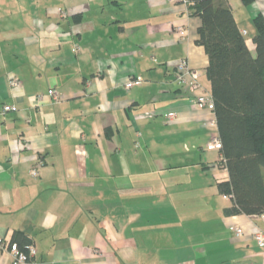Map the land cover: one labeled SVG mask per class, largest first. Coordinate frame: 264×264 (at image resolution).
<instances>
[{
  "label": "crops",
  "instance_id": "1",
  "mask_svg": "<svg viewBox=\"0 0 264 264\" xmlns=\"http://www.w3.org/2000/svg\"><path fill=\"white\" fill-rule=\"evenodd\" d=\"M227 2L254 52L264 0ZM199 25L168 0H0V241L17 230L37 250L19 264H264V214L223 212L214 111L174 78L185 59L211 94ZM50 88L61 99L36 105Z\"/></svg>",
  "mask_w": 264,
  "mask_h": 264
},
{
  "label": "trees",
  "instance_id": "2",
  "mask_svg": "<svg viewBox=\"0 0 264 264\" xmlns=\"http://www.w3.org/2000/svg\"><path fill=\"white\" fill-rule=\"evenodd\" d=\"M187 6L200 18L195 42L208 56L206 77L221 143L216 165L228 171L217 189L232 199L223 212L264 214V15L252 18V52L227 0H188ZM12 243L25 250L31 241L16 230L6 245Z\"/></svg>",
  "mask_w": 264,
  "mask_h": 264
},
{
  "label": "built area",
  "instance_id": "3",
  "mask_svg": "<svg viewBox=\"0 0 264 264\" xmlns=\"http://www.w3.org/2000/svg\"><path fill=\"white\" fill-rule=\"evenodd\" d=\"M169 2H181L184 4L188 3V0H168ZM177 31L183 33L182 27H177ZM241 34L245 37L247 32L245 30L241 31ZM75 50L78 48H74ZM174 78L175 80L181 85L186 88H188L191 91L199 90L201 93L196 96V104L200 107H205L208 109H213V98L212 95L206 91L203 90L202 84L199 81L200 71L196 68L191 67L187 60L185 59H179L174 64ZM142 80L139 77H130L125 83L124 86L126 88H130L133 85L141 84ZM9 84L11 86H18L20 84V80L16 78L15 76L10 77ZM47 97L50 101L58 102L61 99V94L58 90L54 88H50L47 90L45 94H38L35 96L36 98V105L41 103V100ZM16 110V107L12 104H4L2 106V112L6 111H14ZM174 113L173 112H167L166 118L168 120L173 119ZM214 124V122H213ZM220 140L218 137H212L209 142L207 143L208 149H219L220 148ZM43 164V161L39 158L37 159V162L34 167L31 168V175L36 176L38 173V167ZM234 234L236 236L242 235V229L241 227H233ZM253 238L258 244V246H264V232L258 228L255 229L253 232ZM0 247L5 248L8 250V252L11 254L13 259V264H19L22 262L30 261L36 254V248L35 246L30 243L26 246L25 250H21L16 243H12L10 246H7L6 243L0 241Z\"/></svg>",
  "mask_w": 264,
  "mask_h": 264
},
{
  "label": "rangeland",
  "instance_id": "4",
  "mask_svg": "<svg viewBox=\"0 0 264 264\" xmlns=\"http://www.w3.org/2000/svg\"><path fill=\"white\" fill-rule=\"evenodd\" d=\"M242 4L245 5L243 2ZM172 135L177 139L179 148H184L183 146L184 143H187V145H189L188 147H191V142L187 141V136H183V137L180 136L178 138L176 133H172ZM167 141L168 143H171V136H170V140L168 139ZM210 153L214 155V153H217V152L216 150H213V151H210Z\"/></svg>",
  "mask_w": 264,
  "mask_h": 264
}]
</instances>
